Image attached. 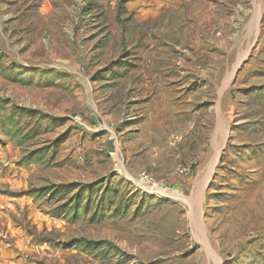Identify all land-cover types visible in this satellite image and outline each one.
<instances>
[{
	"label": "rangeland",
	"instance_id": "obj_1",
	"mask_svg": "<svg viewBox=\"0 0 264 264\" xmlns=\"http://www.w3.org/2000/svg\"><path fill=\"white\" fill-rule=\"evenodd\" d=\"M0 264H264V0H0Z\"/></svg>",
	"mask_w": 264,
	"mask_h": 264
},
{
	"label": "built area",
	"instance_id": "obj_2",
	"mask_svg": "<svg viewBox=\"0 0 264 264\" xmlns=\"http://www.w3.org/2000/svg\"><path fill=\"white\" fill-rule=\"evenodd\" d=\"M197 162L198 161L195 158L190 159L189 161L178 165L177 172L184 177H188L193 173L194 169L197 166Z\"/></svg>",
	"mask_w": 264,
	"mask_h": 264
},
{
	"label": "crops",
	"instance_id": "obj_3",
	"mask_svg": "<svg viewBox=\"0 0 264 264\" xmlns=\"http://www.w3.org/2000/svg\"><path fill=\"white\" fill-rule=\"evenodd\" d=\"M195 236L199 239L198 240L199 242H203V241L206 240L205 232H204V230H203V228L201 226H199L198 229H196ZM202 237H203L204 240L203 239L202 240L200 239Z\"/></svg>",
	"mask_w": 264,
	"mask_h": 264
},
{
	"label": "bare ground",
	"instance_id": "obj_4",
	"mask_svg": "<svg viewBox=\"0 0 264 264\" xmlns=\"http://www.w3.org/2000/svg\"><path fill=\"white\" fill-rule=\"evenodd\" d=\"M161 191H164V190H161ZM178 199H179L180 201L184 202V203H187V200L184 198V196H183L182 194H180V195L178 196Z\"/></svg>",
	"mask_w": 264,
	"mask_h": 264
}]
</instances>
